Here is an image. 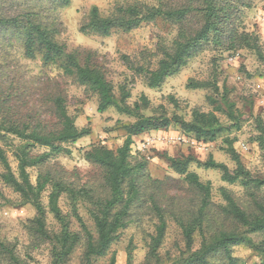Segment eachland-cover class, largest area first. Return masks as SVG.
I'll list each match as a JSON object with an SVG mask.
<instances>
[{"label":"rangeland","instance_id":"1","mask_svg":"<svg viewBox=\"0 0 264 264\" xmlns=\"http://www.w3.org/2000/svg\"><path fill=\"white\" fill-rule=\"evenodd\" d=\"M172 5L180 0H71L69 7H58L49 0H5L3 13L15 14L24 7L42 9L51 19L57 18L60 34L56 41L66 46L69 52H79L84 57L90 56L95 65L100 66L113 84L115 93L120 95V88L130 91V106L142 103V97L148 101L143 111L146 116H158L165 113L172 117L178 115L186 121L191 120L195 110L211 112L215 110L222 125L228 127L223 135L213 143L197 142L192 136L172 125L167 130L152 131L148 136L134 139L132 162L147 164V178L167 182L166 192L176 195L182 204L176 208L179 215H186L193 202V193L183 179L169 165V158L191 156L205 163L212 157L217 163L226 165L231 171L236 167L229 153L230 142L245 168L254 177L264 178V152L256 139L258 137L257 119L264 123V60L253 50L241 49L226 52L208 47L197 54L177 75L168 78L157 89H150L143 76L138 75L129 65L155 64L153 55L158 46L168 44L177 34V28L169 23L158 21L155 25L144 24L140 28L125 33L114 31L109 36H101L86 30L89 14L97 7L103 16H108L118 7L139 2L150 6L159 3ZM246 6L239 11L241 30L254 33L259 37L261 52L264 55V0H242ZM1 7V6H0ZM1 12V11H0ZM199 28L196 22L191 29ZM197 83L216 84L205 89L194 88ZM61 95L66 99L69 114L75 119L76 126L89 127L91 134L76 143H67L66 153L50 160L48 167L41 171L29 169L31 181L36 184L40 173L51 171L57 178L75 188L93 186L98 183L100 169L91 164L85 153L95 144H102L116 151L125 140L124 125L135 120L110 109L98 112L99 100L96 95L79 86L73 79L66 77L57 65H45L40 55L35 59L26 57L18 35L0 34V96L9 100V110L0 114V122L15 121L34 128L39 123L49 128L54 127L51 99ZM229 105L240 117V128L233 127L229 119ZM18 144L12 136L0 137V149L4 150L12 169L18 173V162L13 155L12 144ZM45 150L35 148L33 153L41 154ZM190 171L196 173L204 183H211V207L207 215L205 237L208 239L221 232L245 234L240 226L221 211L225 205L220 190L226 188L242 206H248L250 198L240 184L228 185L222 180V173L207 170L192 164ZM3 167L0 164V239L17 246V254L27 264H51V246L41 242L32 230L36 210L30 204L23 205L19 195L5 185L1 179ZM258 194L260 192L254 191ZM49 192L43 194L42 202L48 207ZM263 196V192L259 194ZM60 206L65 214L71 211L69 200L63 196ZM48 210V208H47ZM133 217L128 228L121 231L120 237L111 247L107 256L97 259L93 264H110L115 255L116 264L128 263V252L132 251L131 264H189L187 259L200 250L202 236H194V244L189 251L181 229L176 222L168 219V229L162 248L159 251L160 262L147 261L148 243L154 233L156 219L142 211ZM80 215L90 229L92 221L85 206L80 207ZM47 226L51 231H58L59 226L53 215L47 213ZM73 230L79 231L73 221ZM256 242L259 235L246 234ZM230 253L237 264H259V259L247 244L231 245ZM83 248H79L68 264H81ZM213 264H228L224 251L208 259Z\"/></svg>","mask_w":264,"mask_h":264},{"label":"trees","instance_id":"2","mask_svg":"<svg viewBox=\"0 0 264 264\" xmlns=\"http://www.w3.org/2000/svg\"><path fill=\"white\" fill-rule=\"evenodd\" d=\"M0 0V34L5 36L18 35L22 42L25 55L29 59L41 56L45 65H57L66 77L73 79L79 86L92 92L99 100L98 112L103 114L115 109L122 115L135 121L124 125L125 140L116 151L102 144H95L85 153V158L98 169L100 177L93 186L75 188L63 179L57 178L58 173L47 170L40 173L36 184L31 181L29 169L40 171L48 167L51 159L67 152L64 145L76 143L91 134L89 127L79 129L75 119L69 114L66 99L55 95L51 99L54 127L49 128L39 123L34 128L15 121L0 122V137L12 136L18 144H12L13 155L18 162V173L12 169L4 150L0 149V164L3 167L1 179L14 193L19 195L23 205L30 204L36 210L32 230L37 239L51 246V264H68L77 249L83 248L81 264H93L97 259L107 256L111 247L120 237L121 231L128 228L133 217L140 211L156 219L154 233L148 243L147 261L160 262L159 251L162 248L168 229V219L172 218L181 229L187 250L194 244V236L204 235L207 215L211 207L212 185L204 183L199 176L190 171L192 164L207 170L222 173V180L228 185L240 184L248 193L250 202L242 207L235 197L226 189L220 190L225 205L221 211L237 223L245 234L221 232L212 238L202 236L200 250L192 253L187 259L189 264H213L208 259L224 251L228 264H237L232 257L231 245L247 244L264 264V178L254 177L248 171L230 142L229 153L236 167L231 171L226 165L217 163L212 157L201 163L191 156L169 158V165L193 193V202L184 216L177 214L176 208L182 204L176 195L166 192L167 182L147 178V164L132 162V146L134 139L152 131L167 130L172 125L190 135L197 142L213 143L228 129L224 127L216 114L195 110L191 120L186 121L178 115L146 116L143 111L148 106L146 97L142 103L128 104L130 91L120 88L117 96L113 84L108 80L105 71L92 62L88 55L69 52L65 45L56 41L60 34L57 18L51 19L42 9L24 7L11 15L3 13ZM58 7H69L71 0H49ZM246 6L242 0H180L179 3L167 5L162 1L156 6L135 2L126 7H118L108 16H103L97 7L89 14L86 30L101 36H109L114 31L132 32L144 24L155 25L158 21L169 23L177 28L176 36L168 43L161 44L153 55H144V60L156 57L155 64L130 67L143 76L150 89L161 87L164 82L177 75L190 60L208 47L226 52L243 49L253 50L262 60L259 37L254 33L242 31L239 25V11ZM196 22L199 28L192 30L191 23ZM150 60V58L148 59ZM210 83H197L194 88H209ZM214 90L219 91L216 84ZM211 86V87H212ZM9 100L0 96V114L8 111ZM229 119L233 127L239 129L240 117L231 106ZM258 137L256 139L264 152V123L257 119ZM35 148L44 149L41 154L33 153ZM264 161V155H263ZM260 192L258 194L254 191ZM49 192L48 207L42 202L43 194ZM66 196L71 211L65 214L60 206L61 199ZM85 206L92 221L90 229L80 215V207ZM59 226L58 231H51L47 226L48 210ZM73 221L78 224L79 231L73 230ZM246 234L261 237L256 242ZM133 259L132 251L128 252V263ZM0 264H27L17 254V246L0 239ZM110 264H116L115 255Z\"/></svg>","mask_w":264,"mask_h":264},{"label":"crops","instance_id":"3","mask_svg":"<svg viewBox=\"0 0 264 264\" xmlns=\"http://www.w3.org/2000/svg\"><path fill=\"white\" fill-rule=\"evenodd\" d=\"M160 132V131H159ZM148 136V133L142 134L141 136H138V138L143 139ZM137 138V137H136Z\"/></svg>","mask_w":264,"mask_h":264}]
</instances>
